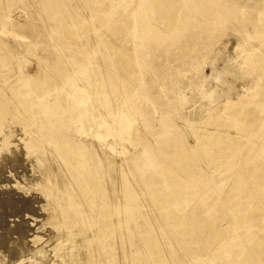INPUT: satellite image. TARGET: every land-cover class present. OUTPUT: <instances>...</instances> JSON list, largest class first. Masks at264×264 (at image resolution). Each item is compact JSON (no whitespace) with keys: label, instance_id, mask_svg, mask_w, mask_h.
Instances as JSON below:
<instances>
[{"label":"rangeland","instance_id":"obj_1","mask_svg":"<svg viewBox=\"0 0 264 264\" xmlns=\"http://www.w3.org/2000/svg\"><path fill=\"white\" fill-rule=\"evenodd\" d=\"M260 3L182 0L181 9L171 14V28L176 29L168 32L162 25L164 29H157L164 32L155 29L154 35L151 29L152 36L142 21L162 13L155 0H0V259H20L35 238L42 243L53 237L55 247L66 241L55 202L43 187L57 176V183L65 182L60 171L52 170L59 160L56 138L65 135L68 144L95 150L104 183L115 196L131 182L140 199L126 215L154 217L151 225L162 242L160 260L264 264V187L254 178L262 169L257 160L264 153V122L247 125L237 110L215 116L221 104L236 107L241 102L251 108L246 113L256 112L264 120V66L259 67L252 54L255 48L264 53V34L255 33L250 22L256 17L264 27L256 7ZM114 19L121 22L124 37L111 26ZM66 27L75 42L66 36ZM125 39L133 50L126 52L125 45L120 58L132 67L120 69L112 42ZM40 64L51 69L49 82L31 78ZM80 86L87 89L73 95ZM207 107L216 109L206 113ZM223 132L226 137L254 136L249 162L242 161L245 143L236 137L237 160L231 156L229 163L216 168L208 163L201 147L207 146L208 134ZM175 137L183 138L184 149L195 156L188 163L191 171L184 188L174 184L179 172L163 157L166 146L179 149ZM238 165L243 172L250 170L243 184L232 174ZM157 185L163 187L155 190ZM245 192L259 198V208ZM119 239L135 250V244L144 245L141 230L134 232V244ZM145 259L157 263L151 256Z\"/></svg>","mask_w":264,"mask_h":264},{"label":"bare ground","instance_id":"obj_2","mask_svg":"<svg viewBox=\"0 0 264 264\" xmlns=\"http://www.w3.org/2000/svg\"><path fill=\"white\" fill-rule=\"evenodd\" d=\"M155 1L158 4H160V6L162 7V8H160V11L162 13L157 18H153V20H149L151 16H147L148 21H147V19H146V21H144V20L142 21L144 24V27L149 29L148 30L149 35L152 33L153 30H154L153 34L155 35V29L158 28L161 30L162 28H160V27H163V26L165 28L167 27L165 30L168 29L167 30L168 32H169V30L176 29L173 27L171 28L170 21L173 20L171 14H173L174 11H178L179 9H181V7H179V5L181 4L182 0H155ZM260 2H261L260 5H258L256 7L264 16V0H260ZM105 3L106 2L101 1L102 5H105ZM127 14L129 15V13H127ZM167 15H168V17H167ZM188 16H190L192 18L193 15L192 16L188 15ZM259 18H261V17H259ZM101 20H104V18H102ZM111 21H112L111 24H113L111 26H113L114 29L118 30V32L120 30L119 33L122 32L121 35L124 37L125 32L123 31V29H121L122 28L121 22H119V20H115V19L111 20ZM129 21L131 22V24H134V22H135L134 19H131V18L128 20V22ZM261 21L264 22V18L261 19ZM97 22H99V21H97ZM130 22H129V24H130ZM250 22L253 25L255 33L264 34V27L258 25L259 22H258L256 17L252 18V20ZM163 23H165L166 26ZM199 23H201V22H199ZM101 24H103V23H101ZM107 25L110 26V23ZM207 25L208 24L203 21V24L201 26L206 27ZM172 26H174V25L172 24ZM164 27H163V29H164ZM151 29H152V31H151ZM158 29H157V32L159 33ZM102 30H105V29H102ZM177 30H178V28H177ZM162 32H164V31L162 30L161 33ZM161 33H159V34H161ZM165 33H166V31H165ZM65 34L67 37H71L72 40L75 42L73 33L71 31L67 30V27H66ZM159 34L157 36H159ZM164 35H167V34H164ZM154 38L156 39V37H154ZM260 38H262V37L260 36ZM128 41H129L128 39H125L122 43L112 42L113 48H116L118 50L117 52L115 51V53L118 57V61H119L118 64H119L120 69H122V66L124 67L125 65H129L128 67H130L129 63H126V62L121 60L122 58H120V57L122 55H121V52H119L120 50H125V49H126L125 50L126 52H131L133 50V48H132L133 45H129ZM258 41L259 40H257V42ZM261 42L264 43L263 40H261ZM125 45L127 47H125V49H123V47ZM164 50H166V49H164ZM258 51L260 52V50L255 48V50H253L252 54H254V56H255L254 59L256 60V63L257 62L259 63V67L260 66L263 67L264 66V53H259ZM61 67L62 66L60 65V67H58L57 69L61 70L60 69ZM49 70H51V69L46 67V65L40 64V65H38V68L35 71V74L33 76H31V78H34L36 83H41V82H44L45 80L49 82L51 79L50 74H52L51 71L49 72ZM261 72L264 73V69L261 68ZM56 73H58V71L55 70V74ZM108 73L109 72H107L106 74H108ZM109 75H112V74L110 73ZM52 76H53V74H52ZM54 76H56V75H54ZM255 82H258V79H256ZM85 89H87V87H81L80 86V87L76 88V91L73 90V92H74L73 95L77 96V94L83 93ZM21 92H24V91L21 90ZM24 94H26V93H24ZM249 94H251V91L248 93V95ZM240 98H241V96H240ZM0 103H2V102L0 101ZM221 105L222 106L219 109L217 108L218 113L215 116H218L219 113H221V112H228L229 110L230 111L237 110V111H240V113L238 114V119L243 121L247 125L256 126L255 124H261V121L264 122V120H262L259 115L256 116V112L246 113L247 112L246 109L250 110L251 108L248 105L243 104L241 102L236 103V107L233 106L234 104H230L229 102H228V104L224 103ZM2 106L4 107L3 103H2ZM253 107H255V105L252 106V108ZM215 109L214 108L211 109L210 107L209 108L207 107V109H205V112L206 113L207 112L213 113V111ZM2 111H4V110H2ZM2 111L0 110L1 113H2ZM120 123H122V122L120 121L119 124ZM226 130H227V128H226ZM246 133H248V131ZM226 135L227 134H225L224 132H223V134H219V135H216L215 133H213V134L211 133V134L207 135V137H206L208 139V143H206L207 146L203 147L204 149L201 147V150H202L201 152H202V154L205 153L204 155H206V157L208 159V160L207 159L206 160L208 161V163L213 165V167L216 168L218 166V163H229L228 159L231 156H233L235 158V160H237L238 159V154H237L238 147H236V144L239 141H241L242 143H245V145L243 146V149L245 151V156L242 159V161L249 162L251 159V153H252L251 148H250L251 147L250 146V140H252L254 136L250 135V134H249L250 136L241 134L242 136L238 135V136H236L237 138L235 137L236 140L238 141V142H236V140L234 138L235 135L233 137H232V135H230L231 137H226ZM197 137L200 138V136H197ZM56 139H57V144L54 147L56 150V152H55L56 158H58L59 160H58V164H57L56 168H52V167L51 168H52L54 174L60 171V173H62L64 175L65 182L63 183L64 185L61 182L57 183V177H58L57 176V177H55L54 181L52 180L53 182H47L45 185H43V187L47 190L46 196L51 197L52 200L55 202V205H56L55 217L59 221V224L61 226H63V228L64 227L66 228L67 233H65V234H66L67 239H66V241L65 240L64 241L68 243L69 247H68V245H66L67 248L65 247L64 241H62L56 247L53 246V245H55V242L53 241V237L52 238L48 237L47 240L42 242V243H41V241H42L41 239L35 238L33 240H29L28 243L25 245L26 246L25 249L27 250L25 253H27V252H29V253H27V254L22 253L23 254L22 257L20 259H15V260L13 259L14 261L13 260L10 261L9 256L8 257L2 256L0 259V264H26L27 262L29 264H123V263L124 264L125 263L126 264H151L145 259V255L153 257L157 262L156 264H159L161 262H163V264H169L170 261L168 260L167 257L166 258L164 257L165 258L164 261L160 260V257H159V255L162 253V248H160L159 244L162 242H159L160 239H159V237H157L158 235L155 234V232H154V230L157 231L156 226L151 225L152 221H154V219H153L154 217L153 216H147V215L143 214L141 216V219H140L139 216L138 217L136 216L134 218V216L132 214L126 215V213H129V212L132 213L133 212L135 207L133 206L134 207L133 208L132 204L134 205V202L136 200L138 201L140 199L139 196L138 197L135 196L136 195L135 191L130 186L131 182L130 183L128 182L127 183L128 187L126 189H125V187L123 189H120L119 192L116 193L117 196H115L114 192H116V191H114V192L109 191L107 185L104 183V180L102 177V172H103L102 166H101L100 161H99L100 158L95 153V150H93L90 147L80 145V144H74V143L68 144L67 140H70V138L66 137L65 135L57 136ZM177 139L178 138H176L175 140H177ZM182 139L180 137V139L176 141V144L180 150L179 149H177V151L175 149L172 150V147L174 145L172 146V144H170V145L166 146V148L163 149V151H164L163 157L166 156L165 159L168 158L167 161L173 165V167L177 170V172H179L178 174L175 175L174 184L181 183V185L183 187L184 185L188 184L184 181H187L186 180L187 176H188L189 172L191 171V169H190L191 166L188 167V163L194 161L193 158L195 156L192 155L190 153V151L187 150L186 148L184 149L185 142ZM86 152L89 153L90 158L86 154ZM199 153H200V151H199ZM262 154L264 157V153H262ZM263 157L260 158L259 160H257V162L259 161L258 163L262 165V169H261L260 173H258V175H254V178H255L257 184H261L264 187ZM198 163H195V164H198ZM193 168L196 170L195 172H197V174L200 175V171H199L200 167L198 165H195V167H193ZM243 168L244 167H240L238 165L237 168H235V170L232 173V174H234V180L236 182H239L242 184H243V182H246V180L248 178L251 177L250 170H245L243 172ZM240 170H242V172ZM53 172H52V175H53ZM202 172H204V171H202ZM180 173H181V175H179ZM48 177L51 180L52 177L51 176H48ZM171 185H172V183H171ZM172 186H174V185H172ZM115 187H117V189L116 188L115 189L118 191V189H119L118 186L115 185ZM160 187H163V185H157L154 189L158 190V188H160ZM234 190H235L234 187H231L229 189V193L231 196L236 194V192H234ZM245 193L247 196L248 195L250 196V199L253 202V206L255 208H259V205L261 203L259 198L256 196H253L250 192H245ZM190 196H191V194H190ZM116 216H118V219L116 218ZM142 219H143V221H142ZM155 225H157V223H155ZM177 225L180 226L181 224L178 223ZM157 228H158V226H157ZM136 230H141V236H142V241H143L144 245L141 247V245L135 244V246H136V250H135V249H133L134 246L131 247L132 245H130V246L125 245L126 243H128V241L126 239H124L125 240L124 241V240H121L119 238H123V237L125 238L126 237L130 240L131 243L134 244V242H132L131 238H132V236ZM223 232H224V230L221 232L220 236L223 235ZM28 233H30V232H28ZM31 233H33V231ZM35 233H37V232H35ZM35 233H34V235H35ZM62 233L64 234V231ZM23 234H21V235H23ZM25 234H26V238H27L28 237L27 233H25ZM63 234H62V236H63ZM50 236H52V235H50ZM21 238H23V237H21ZM62 240H63V238H62ZM57 241L58 240H56V242ZM122 242H124V243H122ZM49 248H53V249H49ZM63 249H68V250H67V252L60 255V251ZM51 252L55 253L54 256H52ZM11 253H12V251H11ZM6 254H8V253H6ZM256 254L260 258H262V256H261L262 250L261 249L259 251H256ZM2 255H4V254H2ZM17 256L19 257V255H17Z\"/></svg>","mask_w":264,"mask_h":264}]
</instances>
